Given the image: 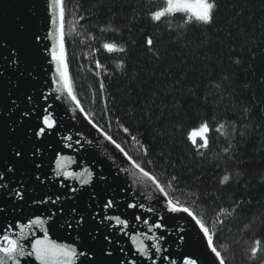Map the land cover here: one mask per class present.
Returning a JSON list of instances; mask_svg holds the SVG:
<instances>
[{
    "label": "snow or ice",
    "instance_id": "1",
    "mask_svg": "<svg viewBox=\"0 0 264 264\" xmlns=\"http://www.w3.org/2000/svg\"><path fill=\"white\" fill-rule=\"evenodd\" d=\"M44 5L46 26L43 36L39 32H30L24 23L17 24L11 35L0 33V53H6L0 56L4 61L0 81H5L8 86L7 105L0 104V122L4 133L22 137L19 142L10 144L7 155H0V193H3L0 201V264H200L194 253L176 254L165 247L172 234L170 225L165 223L169 218L178 221L173 229L178 234L173 243L183 245L184 234L191 228L213 258L212 264H227V249L222 252L217 243L220 232L252 201L240 197L228 205L221 202L215 218L209 219L205 213L196 210L197 204L207 206L211 201L216 205V199L201 194L190 201L189 194L185 193V187H191L184 175L187 169L178 167L179 158L165 153L163 148L156 155V145L145 139L147 133L133 129L128 122L115 117L109 108L107 79L118 73L127 78L128 57L135 42L129 45L122 29L118 41L117 29L110 33L105 27H86L92 20L101 21L105 6L98 0H81L83 14L78 16L77 23L85 30L86 42L92 46L89 55L95 57V62L91 71L98 74L103 104V116L98 120L91 106L85 107L74 87L67 58L65 0H44ZM90 6H94L92 14H89ZM127 7L133 13L138 10L134 3ZM140 7L146 8V18L155 25L178 20L177 34L186 39L191 27H211L220 6L218 0H164L162 6L153 8L150 2L141 0ZM117 11L114 7L107 15ZM145 43L149 49H155L152 36H147ZM41 45L40 69L46 88H38L40 73L27 69L32 52L39 53ZM235 63L239 65L240 61ZM10 73H15V77ZM22 82L31 83L33 87L22 91ZM215 88L221 93L229 91L230 78L224 76ZM16 91L21 94L15 95ZM196 98L199 99V95ZM111 102L114 103V98ZM92 103H96L95 95ZM208 104L209 99L205 97L204 105ZM145 109L142 118L151 120L154 109H149L147 100ZM17 113L19 117L13 119ZM65 115L70 116L67 122L62 118ZM114 117L115 134L112 129ZM30 118H35L36 123L24 127ZM251 118L248 113V119ZM233 123L237 127L233 130V143L223 147L225 159L229 155L235 157V148L247 131L239 128L238 121L233 120ZM226 127V121L213 122L206 118L195 131H189L177 120L173 125V143L179 133L188 155L204 163L208 160L213 133L223 135L221 129ZM138 131L139 136L135 134ZM52 136L58 139L59 146L49 164L51 174L35 171L32 176H27L29 166L35 170L43 169L41 143ZM157 139L164 140L167 146L166 137ZM130 145H135V150ZM22 168L29 180L38 185L50 183L56 189L54 193L33 199L34 207H45L28 216L15 215L18 210L23 212L20 202L25 200L28 187L24 179L17 176ZM239 176V172L225 174L218 184L223 187ZM207 191L205 188L204 192ZM85 194L87 202L81 206ZM89 221L95 227H87ZM252 223L255 220H245L244 227ZM261 224L264 226V213ZM63 233H67L68 242H61ZM114 237H127L129 248L119 247V239ZM262 244L264 240L260 238L253 240L248 252L252 260L258 258Z\"/></svg>",
    "mask_w": 264,
    "mask_h": 264
},
{
    "label": "trees",
    "instance_id": "2",
    "mask_svg": "<svg viewBox=\"0 0 264 264\" xmlns=\"http://www.w3.org/2000/svg\"><path fill=\"white\" fill-rule=\"evenodd\" d=\"M145 2H150L153 8L164 4L163 0ZM98 3L105 6L101 21L92 20L86 27H105L110 33L117 29L118 41L122 29L124 40L129 45L135 42L128 57L127 78L118 73L107 79L109 108L115 117L128 122L133 129L147 133L145 139L156 145V155L163 148L165 153L179 158L178 167L187 169L184 175L191 187L186 186L185 193L189 194L190 201L201 194L216 199V205L211 201L207 206L198 203V212L214 219L221 202L228 205L240 197L252 201L241 215L224 226L217 243L222 252L227 249V264H264V244L256 260L248 255L254 239L264 240L261 224L264 213V0H218L220 7L213 25L207 29L189 28L186 39L177 34L178 20L160 25L148 20L146 8L140 7L141 0H115L114 3L113 0H98ZM133 3L138 7L134 13L127 7ZM65 4L68 11L67 58L74 87L85 107L91 106L99 120L103 116V104L98 74L91 71L95 57L89 55L92 46L86 42L85 30L77 23L78 16L83 14L81 0H65ZM93 7H89V14ZM114 7L118 11L108 16ZM147 36L153 37L155 49L147 47ZM237 60L239 65L235 63ZM224 76L230 78L231 88L221 93L215 84ZM94 95L96 103L93 104ZM205 97L209 99L207 106L204 105ZM113 98L114 103L111 102ZM146 100L149 109H154L151 120L142 118ZM248 113H251V120ZM115 117L113 134L117 132ZM206 118L213 122L226 121L227 127L221 129L223 135L213 133L208 160L201 163L188 155L179 133L173 143L172 131L177 120L184 129L195 131ZM233 120L239 122L241 130L247 131L235 148V157L229 155L225 159L223 147L233 143V130L237 127ZM159 136L166 137L167 146L164 140L157 139ZM130 147L135 150V145ZM235 172L240 173L239 178L234 177L223 187L218 184L223 175ZM245 220H255V223L246 228Z\"/></svg>",
    "mask_w": 264,
    "mask_h": 264
},
{
    "label": "water",
    "instance_id": "3",
    "mask_svg": "<svg viewBox=\"0 0 264 264\" xmlns=\"http://www.w3.org/2000/svg\"><path fill=\"white\" fill-rule=\"evenodd\" d=\"M45 5L44 0H0V33L5 35H11L15 26L19 23H24L27 25V28L30 32H39L41 36L44 35L45 29ZM6 53H0V56L5 55ZM43 55V45H41L39 53L33 51L28 63L27 69L32 70L35 73H40V81L39 87L46 88L47 85L43 83L44 77L42 70L40 69L41 59L40 57ZM4 68V61L0 59V69ZM13 77H15V73H10ZM33 87V84L22 82V91H28ZM8 91V86L5 81H0V104L7 105V96L6 92ZM15 95H20L21 91H16ZM19 117V113L13 117V119H17ZM5 118H7V114H5ZM65 122L70 120V116L62 117ZM35 124V118L28 119L24 127H27L28 124ZM63 131V128L61 129ZM22 137L18 136H10L7 133L2 131V122H0V155H7L10 151V144H15L19 142ZM41 143V142H38ZM51 145V147H48ZM58 139L55 136L49 137L45 141L41 143V159L44 161V167L42 170H35L34 167L29 166V171L27 176H32L35 171H47L51 174L49 164L53 161V157L55 152L58 150ZM18 178L24 179L25 184L28 185L25 195V200L20 202L21 207L23 208V212L19 210L15 213L16 216H28L34 212H40L42 208L45 206H33L31 201L33 199H39L45 196L48 193H54L56 189H53L50 186V183L47 185H38L34 183V181L29 180L23 172V168L17 173ZM15 182V181H13ZM99 191V189H98ZM3 200V193H0V201ZM87 202V194H85L80 201L81 206H83ZM53 207V206H48ZM122 211V210H121ZM134 211V210H130ZM169 227V232L172 233L171 236L167 239L165 247H169L173 253H181V252H190L194 253L196 257L199 259L200 264H212V257L205 251V248L201 245L199 238L196 235V232L191 228L184 234L186 236V241L183 245L178 243H173L176 240L177 233L173 232V229L176 227L178 221L169 218L165 221ZM87 227H95L93 222L89 221ZM64 239L61 242H68L67 233L62 234ZM119 239V247L129 248L130 242L127 237L116 238Z\"/></svg>",
    "mask_w": 264,
    "mask_h": 264
},
{
    "label": "bare ground",
    "instance_id": "4",
    "mask_svg": "<svg viewBox=\"0 0 264 264\" xmlns=\"http://www.w3.org/2000/svg\"><path fill=\"white\" fill-rule=\"evenodd\" d=\"M164 1V0H163Z\"/></svg>",
    "mask_w": 264,
    "mask_h": 264
}]
</instances>
